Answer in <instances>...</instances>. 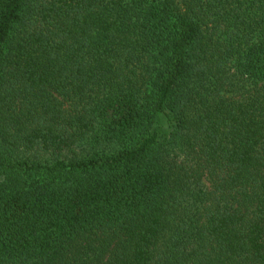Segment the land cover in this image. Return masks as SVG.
Masks as SVG:
<instances>
[{
	"label": "trees",
	"instance_id": "obj_1",
	"mask_svg": "<svg viewBox=\"0 0 264 264\" xmlns=\"http://www.w3.org/2000/svg\"><path fill=\"white\" fill-rule=\"evenodd\" d=\"M0 264H264V0H0Z\"/></svg>",
	"mask_w": 264,
	"mask_h": 264
}]
</instances>
